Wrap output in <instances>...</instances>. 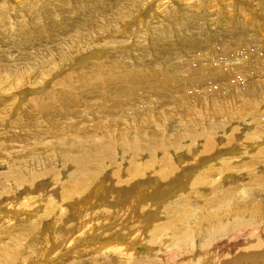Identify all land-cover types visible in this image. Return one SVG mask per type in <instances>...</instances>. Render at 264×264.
<instances>
[{
  "label": "bare ground",
  "instance_id": "bare-ground-1",
  "mask_svg": "<svg viewBox=\"0 0 264 264\" xmlns=\"http://www.w3.org/2000/svg\"><path fill=\"white\" fill-rule=\"evenodd\" d=\"M0 264H264V0H0Z\"/></svg>",
  "mask_w": 264,
  "mask_h": 264
},
{
  "label": "rangeland",
  "instance_id": "rangeland-1",
  "mask_svg": "<svg viewBox=\"0 0 264 264\" xmlns=\"http://www.w3.org/2000/svg\"><path fill=\"white\" fill-rule=\"evenodd\" d=\"M166 188H167V187H166ZM169 190L172 191V188H170ZM173 194H174V193H173ZM173 194H172V195H173ZM170 198H171V196L169 197V199H170ZM96 204H99V203H96ZM139 220H141V219H139ZM132 235H133V234H132Z\"/></svg>",
  "mask_w": 264,
  "mask_h": 264
}]
</instances>
